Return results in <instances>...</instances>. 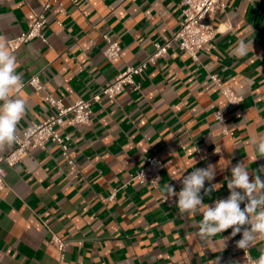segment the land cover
I'll list each match as a JSON object with an SVG mask.
<instances>
[{
  "label": "crops",
  "instance_id": "0c3cea01",
  "mask_svg": "<svg viewBox=\"0 0 264 264\" xmlns=\"http://www.w3.org/2000/svg\"><path fill=\"white\" fill-rule=\"evenodd\" d=\"M45 1L0 0V37L7 41L27 30ZM58 1L63 11L50 4L45 42L34 39L12 52L27 104L18 134L50 112L43 91L26 83L31 75L39 74L44 93L64 104L89 97L152 53L181 19V0ZM223 1L211 20L215 34L197 60L173 45L135 76L138 89L129 85L114 98L101 96L91 104L87 124L60 127L71 135L74 164L50 142L31 148L13 166L2 163L0 264H246L238 234L232 237L228 229L201 239L202 215L179 214L178 198L165 201L163 195L166 184L179 192L180 176L209 164L216 175L205 189L222 187L202 190L205 204L228 191L238 163L245 162L250 181L252 173L264 180V157L257 159L249 143L264 134V0ZM104 34L121 46L112 61L102 54ZM241 39L252 41V49L237 59L229 49ZM211 74L240 96L237 103L226 106ZM217 108L226 118L223 126L214 118ZM150 155L164 164L156 189L129 180ZM52 235L75 243L61 257ZM262 249L264 241L249 248L254 257Z\"/></svg>",
  "mask_w": 264,
  "mask_h": 264
},
{
  "label": "built area",
  "instance_id": "2783aa9c",
  "mask_svg": "<svg viewBox=\"0 0 264 264\" xmlns=\"http://www.w3.org/2000/svg\"><path fill=\"white\" fill-rule=\"evenodd\" d=\"M52 2L57 3L60 6V11H63L61 3L58 0H47L43 2L31 26L19 35L7 39L6 43L11 52L34 39H40L45 42L46 38L43 28L47 23V11ZM224 7L225 2L223 0H181V19L177 29L166 40L161 43H155L152 53L148 54L137 64L128 65L120 70L115 78L101 86L97 92L86 98H78L70 104H64L61 99L44 93L45 87L40 80L39 74L31 75L26 83L38 92L43 91V100L49 107L50 112L39 123L22 129L11 150L5 154H0V189L4 185L5 178L2 163L13 166L21 162L31 148H43L47 142L56 144L59 147L61 156L67 160L68 164H74L73 159L69 155L71 135L68 133H60V127H74L87 124L92 114L91 104L99 101L101 96L114 98L129 85L133 86L134 89H138L139 86L135 82V76L142 73L148 64L155 63L173 45L187 52L193 60H197L198 52L212 40L215 34V28L211 22L214 14L223 10ZM103 38L106 42V46L102 51L104 57L109 61L119 57L121 50L119 41L108 34H104ZM209 77L214 84L220 87V92L226 98L227 107L237 103L240 96L230 87H221L220 78L216 74H211ZM213 115L217 122L223 126L226 118L221 109H215ZM223 132L230 136L233 135V132L228 131L226 128H223ZM163 168L164 164L158 156H146L144 163L129 173V180L140 184H147L156 189L159 187ZM114 195L115 193L113 192L106 200L112 199ZM229 195L230 192L228 190L225 194L212 199L208 205L214 206L216 200L227 199ZM238 235L240 240L242 233ZM50 241L57 248L61 257L63 256L65 247L75 243L73 240H63L55 235L50 237ZM77 243H80V241ZM241 255L246 264H252L253 261L259 258V256H252L249 248L246 252L241 249Z\"/></svg>",
  "mask_w": 264,
  "mask_h": 264
},
{
  "label": "clouds",
  "instance_id": "9594fccd",
  "mask_svg": "<svg viewBox=\"0 0 264 264\" xmlns=\"http://www.w3.org/2000/svg\"><path fill=\"white\" fill-rule=\"evenodd\" d=\"M250 49L252 41L245 43L241 39L229 49V54L240 59ZM16 68V56L9 50L5 39L0 37V150L17 141V125L26 114V101L19 95L24 87L23 79ZM249 143L257 159L264 157V134L253 136ZM215 175L216 166L209 164L206 168L195 169L186 176H180L178 179L181 180L182 188L179 192L169 184L164 186L165 201L177 197L179 214L202 215L198 225L201 239H210L228 229L232 230V237L242 233L236 247L246 252L255 242L264 241V180L258 173H252L254 179L250 181V172L245 162L238 163L231 168V179L227 182L230 195L227 199L216 200L214 206H210L203 203L201 192L209 193L222 187L221 184H211L205 189V182L213 181ZM261 252L252 264H264V249Z\"/></svg>",
  "mask_w": 264,
  "mask_h": 264
}]
</instances>
